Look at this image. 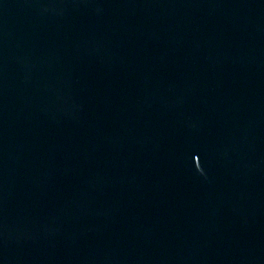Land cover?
<instances>
[{
	"label": "water",
	"instance_id": "1",
	"mask_svg": "<svg viewBox=\"0 0 264 264\" xmlns=\"http://www.w3.org/2000/svg\"><path fill=\"white\" fill-rule=\"evenodd\" d=\"M0 264H264V0H0Z\"/></svg>",
	"mask_w": 264,
	"mask_h": 264
}]
</instances>
